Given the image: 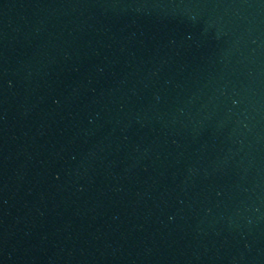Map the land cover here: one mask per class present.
<instances>
[{
	"label": "water",
	"instance_id": "1",
	"mask_svg": "<svg viewBox=\"0 0 264 264\" xmlns=\"http://www.w3.org/2000/svg\"><path fill=\"white\" fill-rule=\"evenodd\" d=\"M0 264H264V0H0Z\"/></svg>",
	"mask_w": 264,
	"mask_h": 264
}]
</instances>
